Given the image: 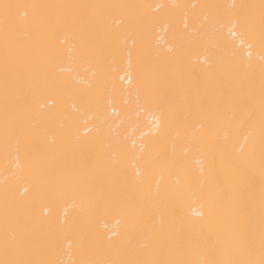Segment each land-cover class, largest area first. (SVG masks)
Instances as JSON below:
<instances>
[{
  "label": "bare ground",
  "instance_id": "obj_1",
  "mask_svg": "<svg viewBox=\"0 0 264 264\" xmlns=\"http://www.w3.org/2000/svg\"><path fill=\"white\" fill-rule=\"evenodd\" d=\"M0 261L261 264L264 0H0Z\"/></svg>",
  "mask_w": 264,
  "mask_h": 264
},
{
  "label": "snow or ice",
  "instance_id": "obj_2",
  "mask_svg": "<svg viewBox=\"0 0 264 264\" xmlns=\"http://www.w3.org/2000/svg\"><path fill=\"white\" fill-rule=\"evenodd\" d=\"M15 5H11V4H2L0 5V9L3 10V15L5 17V19L8 18L10 10L12 8H14ZM0 264H27V262H19V261H13V262H9V261H0ZM261 264H264V261L261 262Z\"/></svg>",
  "mask_w": 264,
  "mask_h": 264
}]
</instances>
